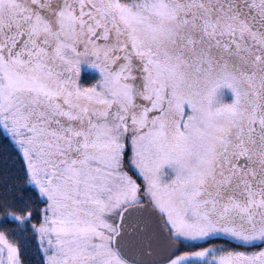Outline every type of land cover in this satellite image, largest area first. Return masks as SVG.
<instances>
[{
  "label": "snow or ice",
  "instance_id": "snow-or-ice-1",
  "mask_svg": "<svg viewBox=\"0 0 264 264\" xmlns=\"http://www.w3.org/2000/svg\"><path fill=\"white\" fill-rule=\"evenodd\" d=\"M0 264H264V0H0Z\"/></svg>",
  "mask_w": 264,
  "mask_h": 264
}]
</instances>
